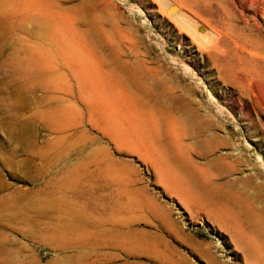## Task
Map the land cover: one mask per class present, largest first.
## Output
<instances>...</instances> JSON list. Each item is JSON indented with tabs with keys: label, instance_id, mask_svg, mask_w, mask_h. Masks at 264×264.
Segmentation results:
<instances>
[{
	"label": "rangeland",
	"instance_id": "obj_1",
	"mask_svg": "<svg viewBox=\"0 0 264 264\" xmlns=\"http://www.w3.org/2000/svg\"><path fill=\"white\" fill-rule=\"evenodd\" d=\"M174 4L0 0V264H264V0Z\"/></svg>",
	"mask_w": 264,
	"mask_h": 264
},
{
	"label": "bare ground",
	"instance_id": "obj_2",
	"mask_svg": "<svg viewBox=\"0 0 264 264\" xmlns=\"http://www.w3.org/2000/svg\"><path fill=\"white\" fill-rule=\"evenodd\" d=\"M166 10H173L174 8H173V6H175V4H174V2H178L180 5H182L183 7H184V9L185 10H187V11H189V12H191V14L193 13V15L194 16H197V17H199L200 16V13H199V11H198V8H197V6H198V4H199V2L201 1L202 2V0H157ZM178 8V7H177ZM183 9V8H182ZM206 10V9H205ZM174 11V10H173ZM172 11V12H173ZM169 13V12H168ZM172 18L175 20V22L176 23H178V22H180L181 23V26L182 27H190V29H191V36H192V38L195 40V41H197L198 42V40H197V35H198V33H200V31H204L205 30V28L201 25V24H199L193 17H191L190 15H188L186 12H184L183 10H181V8L180 9H177L176 10V13L174 14V15H172ZM202 31V32H203ZM200 35V34H199ZM198 35V36H199ZM239 40V39H238ZM200 41V40H199ZM238 45V44H237ZM239 46V45H238ZM248 46V45H247ZM263 48V47H262ZM261 49V48H260ZM243 50V49H242ZM254 50H255V48H254ZM251 54H252V52H250ZM248 54V53H247ZM254 55V54H253ZM254 57H256V56H254ZM257 57H259V56H257ZM262 57L264 58V55H262ZM260 58V57H259ZM262 59V58H261ZM263 62V61H262ZM140 66V65H139ZM255 69V68H254ZM250 70V69H249ZM242 71V70H241ZM244 71V70H243ZM246 71V70H245ZM252 71V70H251ZM130 72H132V71H130ZM262 72V71H261ZM239 73V72H238ZM250 73V72H249ZM249 73H247V76H245L246 77V79H248V83L249 84H251L252 82H253V80L258 76V77H260L262 74L259 72V71H257V73L255 74V72H253V73H251V74H249ZM129 74V73H128ZM131 75V77H132V79H133V81H134V85H136L137 84V88H135V93H132V94H134L133 96H131L132 94H127L126 93V91H125V89H120V90H116L115 92H112L111 93V96H113L112 97V99H109L108 101H111V102H109V103H111L110 104V112L112 113V114H114V116H115V114L117 115V114H119V113H121V115H122V117H128V116H130L131 117V119H133V120H136L137 119V121H140L143 117H144V115H145V112L143 111V109H142V107H140V106H138V103L137 102H139L140 103V101H141V95H145L147 92H148V89H146L145 87H144V85H143V83L142 82H140V79L139 78H137V75L134 77V75L133 74H130ZM129 76V75H128ZM127 76V77H128ZM139 77V76H138ZM237 77V76H236ZM239 77V76H238ZM237 77V78H238ZM129 80V79H128ZM245 80V79H244ZM243 80V81H244ZM241 84H242V82H240ZM146 84V83H145ZM239 86H240V84H239ZM242 87V86H241ZM244 88V87H243ZM250 88H252V87H250ZM150 91V90H149ZM148 95H149V92L147 93ZM132 105V106H127V105ZM143 104V103H142ZM141 104V105H142ZM114 107V109H113V107ZM145 106V105H144ZM146 116V115H145ZM149 118H150V116H148ZM117 119H118V117H116ZM147 120V119H146ZM154 120V119H153ZM152 121V120H151ZM155 121L156 122H159V120H156L155 119ZM136 122V121H135ZM134 122V123H135ZM142 123H143V121H142ZM152 123V122H151ZM170 123V122H169ZM172 123V122H171ZM170 123V124H171ZM175 123H177V121H175ZM155 124V123H154ZM157 124V123H156ZM180 125V124H179ZM155 127V126H154ZM156 128V127H155ZM174 128H175V126H174ZM131 129V128H130ZM141 129V128H140ZM138 130V129H137ZM143 130V129H142ZM141 130V131H142ZM147 130V129H146ZM157 130V129H156ZM161 130V129H160ZM120 131V130H119ZM176 131V130H175ZM145 132V131H144ZM166 132V131H165ZM126 133V132H125ZM157 133V132H156ZM159 133V132H158ZM160 134H162V133H160ZM170 134V133H169ZM148 135V134H147ZM154 135V134H153ZM174 135H177V132H175L174 133ZM180 135V134H179ZM155 136V135H154ZM176 137V136H175ZM177 137H178V135H177ZM176 137V138H177ZM155 138L156 139H159V138H157V136H155ZM179 143V142H178ZM169 144H171V143H169ZM179 148V147H178ZM166 149V148H165ZM177 150V149H176ZM183 151V150H182ZM179 152H181L180 150H179ZM184 152V151H183ZM182 152V153H183ZM168 153V152H167ZM170 155V154H169ZM163 158V157H162ZM170 158V160L172 159L171 157H169ZM169 161V160H168ZM176 161H178V159L176 160ZM182 161V160H181ZM183 164V162H180V165H182ZM183 166V165H182ZM184 167V166H183ZM185 167H187L186 165H185ZM192 174L193 173H191L190 171H188V175L191 177V178H189V180H191L192 179ZM194 176V175H193ZM199 176V175H198Z\"/></svg>",
	"mask_w": 264,
	"mask_h": 264
}]
</instances>
